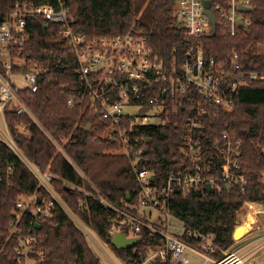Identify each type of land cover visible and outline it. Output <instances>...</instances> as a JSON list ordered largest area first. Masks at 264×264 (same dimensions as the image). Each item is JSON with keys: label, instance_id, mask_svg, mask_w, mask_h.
I'll use <instances>...</instances> for the list:
<instances>
[{"label": "trees", "instance_id": "trees-1", "mask_svg": "<svg viewBox=\"0 0 264 264\" xmlns=\"http://www.w3.org/2000/svg\"><path fill=\"white\" fill-rule=\"evenodd\" d=\"M18 1L0 0V24ZM251 5L254 12L247 15L251 19L248 29L243 28L235 38L225 39L219 25L217 34L205 37L202 43L207 58L229 62L238 53L243 71L264 75V55L260 50L264 45V0H251ZM68 8V19L76 33L94 39L142 32L166 61L181 56L194 43L174 16L172 0H69ZM58 29V25L46 26L37 17L28 20L25 57L49 71L40 78L36 93L28 89L19 91L32 115L18 114L10 105L4 109L7 127L23 157L0 140V264H18L16 251L21 236L15 228L21 229L23 236L33 220L29 210H18V203L30 205L33 199H51L25 160L41 172L56 176L53 185L59 196L115 251L120 261L143 264L152 251L160 249L162 238L145 227L136 233L121 213L96 199L99 193L118 210L128 211L137 203L139 185L128 159L115 153L117 145L103 121L93 118L86 104L69 106L68 100L79 90L78 74L74 57L62 49V41L56 38ZM0 70L3 72L1 67ZM27 72L26 66L14 68V74ZM168 112V117L164 115L166 125L142 132L147 138L142 167L154 171V184L158 187L165 185L171 173L188 166L183 150V124L188 114L182 108H170ZM21 126L26 127L29 136L16 132ZM225 132L242 142L241 160L249 179L247 190L243 193L227 188L222 192L204 189L184 197L176 189L170 205L177 220L190 229L212 233L222 250L236 244L234 234L242 225L240 215L245 204L264 206V82L239 89L231 110L213 107L204 117L199 143L204 154L215 159L208 177H219L222 160L216 156V145ZM18 212L21 218L17 225ZM39 223L40 228L33 231L38 236L39 248L46 252V264H102L60 206L55 205L52 216ZM114 230L129 237L134 233L139 240L136 247L114 248ZM182 238L193 244L187 237ZM218 257L223 256L219 253ZM151 264L161 261L156 259Z\"/></svg>", "mask_w": 264, "mask_h": 264}, {"label": "built area", "instance_id": "built-area-1", "mask_svg": "<svg viewBox=\"0 0 264 264\" xmlns=\"http://www.w3.org/2000/svg\"><path fill=\"white\" fill-rule=\"evenodd\" d=\"M53 1L36 4L34 0H19L0 24V67L3 70H0V113L15 101L17 106L14 110L18 114L32 115L12 84L14 68H28V72L23 74L29 83L26 89L36 93L40 78L49 70L25 57L24 46L29 41L28 20L37 17L44 20L46 26L58 25L56 38L62 41V49L74 57V68L78 74L79 90L68 100L69 106L86 104L93 118L103 121L110 138L117 145L115 153L128 159L139 185L137 203L128 211L118 210L99 193L96 199L121 213L136 233L145 227L162 238L160 249L152 251L143 264H151L156 259L161 264H191L192 256L187 254L190 251L203 259V264H264V228L257 225L259 220L250 224L243 238L249 241L234 250H222L212 233L204 234L183 224V236L193 241L192 245L188 244L182 236L170 234L165 224L174 217L170 205L176 189L184 197L207 190V184L217 192H222L227 185H230V190L243 193L247 190L249 179L241 160V140H236L228 132L222 135L216 145V156L222 160L218 167L219 177H208L215 159L204 154L198 135L210 108L231 110L234 95L239 89L264 82L263 74L242 70L238 53L229 62H218L215 58L206 57L202 43L205 37L213 35L212 22L205 14L206 1L210 2V10L216 16L217 29L220 25L222 37L229 39L251 26L249 13L239 10L240 6L253 8L251 0H174L173 14L194 43L171 61L162 59L142 32L94 39L76 33L68 19L69 0ZM144 108L147 111L141 112ZM170 108H182L188 114L183 124V150L188 166L171 173L165 185L158 187L154 184L156 181H152L155 179L154 171L142 167L146 150L144 143L147 142L142 132L146 128L166 125ZM189 111H192L191 115ZM4 142L13 150L17 147L13 139ZM30 168L51 199L40 203L33 199L30 205L18 203V210H29L33 220L23 236L22 230L15 228L16 234L21 236L16 254L18 264H46V252L39 248L38 236L33 230L40 224L39 220L52 216L55 205L64 210L90 242L88 226L56 192L53 185L56 176L43 173L32 165ZM86 195L92 197L89 193ZM246 205L253 209L252 203ZM146 208H155L165 215L166 220L150 223L140 214ZM261 210L251 212L258 219V215H264ZM20 214L18 212L17 225ZM117 232L121 231L114 230L112 235ZM102 243H95L98 245L95 246L98 257L106 264H117L107 249L108 244ZM219 253L222 258L218 257Z\"/></svg>", "mask_w": 264, "mask_h": 264}, {"label": "rangeland", "instance_id": "rangeland-1", "mask_svg": "<svg viewBox=\"0 0 264 264\" xmlns=\"http://www.w3.org/2000/svg\"><path fill=\"white\" fill-rule=\"evenodd\" d=\"M260 50L262 51V55H264V47H260ZM12 84L13 86L15 87V90L17 92L21 91V90H24L26 88L29 87V83L26 81L25 77L23 74H15L12 78ZM17 106V103L14 101L10 107H15ZM1 122V121H0ZM14 150L15 152L22 157L21 155V152L20 150L17 148V147H14ZM26 163L28 164L27 160H25ZM30 166V164H28ZM262 209V210H261ZM257 210H261V211H264V206L262 207H259L258 205H255L253 204V209L250 210V208L245 204V206L243 207L242 209V214L243 215H240L241 217V220H242V225L241 226H244L245 223L248 222L249 220V217L252 216L254 218V221L255 220H259V222L257 223V225L260 227V228H264V215H258V219H257V216L253 215L254 213L251 212V211H257ZM251 212V213H250ZM150 213H151V216H150ZM140 214L143 216V217H146L150 223H158V221L160 219L162 220H166V217L163 213H160L158 210H156L155 208H146V209H142L140 211ZM246 214V215H245ZM250 214V215H249ZM252 214V215H251ZM166 227L168 228V232L172 235H175V236H183L184 232H185V226L183 225L182 222H180L179 220H177L175 217H171L169 218L168 221H166ZM88 233H89V239H90V246L96 251L95 249V246H98L96 245L95 243L99 244V245H102V241L100 240V238H98V236L95 234V232L88 227ZM247 233V232H246ZM246 233H243L241 234L238 238H241L244 234ZM134 233H130V237H134L133 235ZM97 237L95 239V237ZM241 241V242H240ZM240 241H236V244L233 246V248H230L231 250L233 249H238V248H242L248 241L249 239L246 240H240ZM239 242V243H237ZM107 249L108 251L113 255V257L115 258L117 264H126L122 261H120L118 259V257L116 256V253L115 251L108 245L107 246ZM96 254L98 253L97 251L95 252ZM187 254H189L190 256H192V253L190 252H187ZM98 255V254H97ZM193 259V257H192ZM191 259V262L192 264H201L202 260L203 259H198L200 260L199 261H192ZM102 261V264H106L105 261Z\"/></svg>", "mask_w": 264, "mask_h": 264}, {"label": "water", "instance_id": "water-1", "mask_svg": "<svg viewBox=\"0 0 264 264\" xmlns=\"http://www.w3.org/2000/svg\"><path fill=\"white\" fill-rule=\"evenodd\" d=\"M172 3H174V0H172ZM205 6H206L205 14L209 17V19L212 22L213 35L215 36L217 34V19H216V16L210 10V2L209 1H206ZM239 10L241 12H243V13H249V14L254 12L253 8H247V7H244V6H240ZM240 24H243V22L241 20H240ZM146 111H147V109H145V108L141 110V112H146ZM191 114H192V111H189V115H191ZM90 128H91V125H89L88 130ZM144 154L145 155L147 154V150L144 151ZM154 180L155 179L152 178V181H154ZM206 188H207L208 192H212V188H211L210 184H207ZM226 188L229 191L230 190V185H227ZM40 202H41V199L38 198V203H40ZM37 228H40V225H37ZM242 229H243V226H240V227H238L236 229L235 234H234L235 241H240V240H242L244 238L245 234L241 238H238L242 234L241 233ZM138 241L139 240L137 238L129 237L125 233L117 232L113 236L112 245H113L114 248H116L118 250H120V249H130V248H135L137 243H138Z\"/></svg>", "mask_w": 264, "mask_h": 264}, {"label": "crops", "instance_id": "crops-1", "mask_svg": "<svg viewBox=\"0 0 264 264\" xmlns=\"http://www.w3.org/2000/svg\"><path fill=\"white\" fill-rule=\"evenodd\" d=\"M14 108L15 107H13L12 109L14 110ZM0 140H2V141H7V139H13V141L15 142V140H14V138H13V136H12V134H11V132L9 131V129H8V127H7V123H6V120H5V115H4V113L3 112H1L0 113ZM16 132L19 134V135H23V136H29V133L27 132V130H26V127H24V126H21V127H18L17 128V130H16ZM22 155V154H21ZM23 157V156H22ZM30 164V163H29ZM31 165V164H30ZM243 240V239H242ZM241 242V241H240ZM237 243H239V242H237ZM190 253H192L191 251H190ZM192 257H193V259H192V261H199L200 262V260H198L199 259V257L198 256H196V255H194L193 253H192ZM201 259V258H200ZM191 264H192V262H191ZM201 264H203V262H201Z\"/></svg>", "mask_w": 264, "mask_h": 264}, {"label": "bare ground", "instance_id": "bare-ground-1", "mask_svg": "<svg viewBox=\"0 0 264 264\" xmlns=\"http://www.w3.org/2000/svg\"><path fill=\"white\" fill-rule=\"evenodd\" d=\"M252 222H254V218H253L252 216H250L248 222L245 223V225L243 226V229H242V232H241L242 234H243V233H246V232L248 231V229H249V227H250V224H251Z\"/></svg>", "mask_w": 264, "mask_h": 264}]
</instances>
